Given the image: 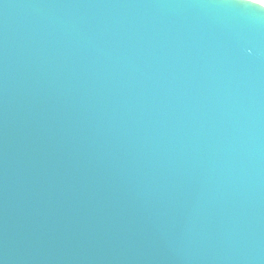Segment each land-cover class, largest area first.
I'll use <instances>...</instances> for the list:
<instances>
[{
	"label": "water",
	"instance_id": "1",
	"mask_svg": "<svg viewBox=\"0 0 264 264\" xmlns=\"http://www.w3.org/2000/svg\"><path fill=\"white\" fill-rule=\"evenodd\" d=\"M0 264H264V5L0 0Z\"/></svg>",
	"mask_w": 264,
	"mask_h": 264
},
{
	"label": "snow or ice",
	"instance_id": "2",
	"mask_svg": "<svg viewBox=\"0 0 264 264\" xmlns=\"http://www.w3.org/2000/svg\"><path fill=\"white\" fill-rule=\"evenodd\" d=\"M260 5H264V0H257Z\"/></svg>",
	"mask_w": 264,
	"mask_h": 264
},
{
	"label": "bare ground",
	"instance_id": "3",
	"mask_svg": "<svg viewBox=\"0 0 264 264\" xmlns=\"http://www.w3.org/2000/svg\"><path fill=\"white\" fill-rule=\"evenodd\" d=\"M253 1H256L257 2V0H253Z\"/></svg>",
	"mask_w": 264,
	"mask_h": 264
}]
</instances>
